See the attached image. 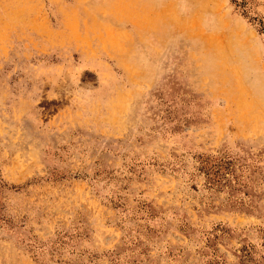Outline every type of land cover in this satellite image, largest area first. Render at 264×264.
I'll use <instances>...</instances> for the list:
<instances>
[{
  "label": "rangeland",
  "instance_id": "374dc122",
  "mask_svg": "<svg viewBox=\"0 0 264 264\" xmlns=\"http://www.w3.org/2000/svg\"><path fill=\"white\" fill-rule=\"evenodd\" d=\"M0 264H264V0H0Z\"/></svg>",
  "mask_w": 264,
  "mask_h": 264
},
{
  "label": "bare ground",
  "instance_id": "6f19581e",
  "mask_svg": "<svg viewBox=\"0 0 264 264\" xmlns=\"http://www.w3.org/2000/svg\"><path fill=\"white\" fill-rule=\"evenodd\" d=\"M148 16H149V15H148ZM142 20H143V19H142ZM149 22H150V20H149ZM149 22H148V23H149ZM133 23H134V22H133ZM146 23H147V20H146ZM138 25H139V23H138ZM138 25H137V26H138ZM134 26H135V25H134ZM150 26H151V25H150ZM138 27H139V26H138ZM213 54H214V53H213ZM232 70H233V69H232ZM232 82H233V81H232Z\"/></svg>",
  "mask_w": 264,
  "mask_h": 264
}]
</instances>
